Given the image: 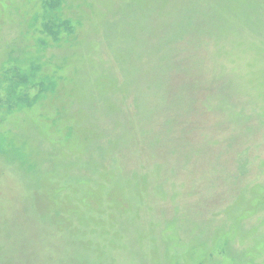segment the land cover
Masks as SVG:
<instances>
[{
  "label": "rangeland",
  "instance_id": "obj_1",
  "mask_svg": "<svg viewBox=\"0 0 264 264\" xmlns=\"http://www.w3.org/2000/svg\"><path fill=\"white\" fill-rule=\"evenodd\" d=\"M0 264H264V0H0Z\"/></svg>",
  "mask_w": 264,
  "mask_h": 264
},
{
  "label": "trees",
  "instance_id": "obj_2",
  "mask_svg": "<svg viewBox=\"0 0 264 264\" xmlns=\"http://www.w3.org/2000/svg\"><path fill=\"white\" fill-rule=\"evenodd\" d=\"M252 157L248 154V153H239L237 156V162L239 163V165H245L248 164L249 161H251ZM237 169V167H236ZM242 175L240 176L239 170L237 169V173H238V177H239V182H243L244 184H250L251 182H253V179L251 178H247V175L249 174V167L247 168H242ZM246 182V183H245ZM225 204L227 206H230L231 200H229V198H227V201L225 202Z\"/></svg>",
  "mask_w": 264,
  "mask_h": 264
}]
</instances>
